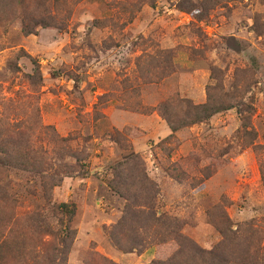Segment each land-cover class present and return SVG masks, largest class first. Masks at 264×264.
<instances>
[{"label": "rangeland", "instance_id": "1", "mask_svg": "<svg viewBox=\"0 0 264 264\" xmlns=\"http://www.w3.org/2000/svg\"><path fill=\"white\" fill-rule=\"evenodd\" d=\"M57 5L34 15L48 24L33 34L13 18L0 29V148L14 143L41 154L53 166L48 173L61 166L62 178L46 196L38 177L0 168L7 230L14 239V229L25 234L31 248L12 246L0 264L162 262L168 246L132 247L142 230L108 184L121 178L139 188L143 177L156 188L135 193L152 196L145 204L179 220L199 249L220 250L218 258L230 260L224 264H264V0ZM175 97L196 105L217 98L233 108L170 137L157 109ZM68 201L77 211L62 228L55 209ZM38 213L65 237L29 238L26 219ZM227 227L233 238L224 242ZM179 262L202 260L189 249Z\"/></svg>", "mask_w": 264, "mask_h": 264}, {"label": "trees", "instance_id": "2", "mask_svg": "<svg viewBox=\"0 0 264 264\" xmlns=\"http://www.w3.org/2000/svg\"><path fill=\"white\" fill-rule=\"evenodd\" d=\"M55 1L56 2H54V0H0V29L7 26L8 22L13 18L14 20L18 19L21 21L22 31L26 35L33 34L36 30L35 27H46L48 24V21H43V19L36 22V20H34V15L51 12L48 10V8L45 9V7L49 5L50 7L56 8L58 6L57 2H60V0ZM192 15L199 21L205 19L204 15L201 16V12H198L196 8L192 11ZM13 67L15 71H18L17 66ZM31 79L34 82L41 80V78H38V75H35V73L32 75ZM219 101H222V99L209 97L205 103L196 105L186 99L175 97L170 98L166 103L160 105L157 111L159 112V115L167 122L170 130L172 131V135L170 136L172 137L175 133L182 129L200 124H208L212 117H214L216 114L224 113L233 108V106L227 105L226 102ZM12 145H14V143L2 144L3 148H0V168L4 169L6 172L16 170L20 173H29L30 175L38 177L43 183L42 187L46 196H49V194H51L55 188L61 186L62 178L60 176L59 170L61 166L57 167L54 172L48 173L53 168V166L49 163H46L45 165L43 161L46 160H43V156L41 154H39V157L37 158L30 153L22 152L21 150L19 152L17 149H13L11 147ZM133 161L137 166H141L137 156L133 155L131 157L132 164ZM129 163L130 162H126V165ZM122 166L123 165L120 167ZM68 171L69 170H66L65 173H67L69 176L71 173ZM119 182L120 183L117 184L116 181L113 180L109 181L108 184L114 191H116L120 196H122V198L126 200L127 214L131 215V217L135 219L138 224V230H142L139 232L143 237L137 236L135 239V244H133L132 247L144 248V246L150 243L155 247L168 246L170 249V256L163 259L162 262L155 264H181L179 262V258L184 256L189 249H191L193 252V258L202 260V262L198 264H210L207 259L211 260V264L212 261L219 264L221 259H223L221 264H224V262H230L229 259L226 261V255H224L221 259L218 258L220 256V250H215L208 253L202 249H199L194 242L183 237L181 233L183 226L179 220L168 218L164 214L158 216V214L154 212V209L150 208L148 204L149 202H146L145 204V201L152 200V196H146L142 198V196L135 193V191L142 192L148 186H152L151 188L155 189L156 184H151L150 186L147 178L145 177H143V180H141L139 188L136 187V182L134 186L130 181H128V179L125 180L120 178ZM3 190L4 187L0 185L1 194L3 193ZM157 198L158 194L155 196L154 200ZM56 207L57 209H54L57 210V212L63 217L62 220H60V225L62 228L69 227V224L76 215V205L72 201H68ZM142 207H149L150 210L148 212L150 213L142 211ZM135 208H139L141 210H136ZM26 222L27 226L30 228L26 235L32 240L36 236H41L42 239L46 235L52 236L54 239L65 237L62 231L55 232L52 230V227L46 222V220L42 218L39 213L38 216L35 215V217L32 218L28 217ZM10 223L11 220L7 217V211L1 209L0 263H5L9 259V251L12 246L13 248H18L19 250H31V248L27 246V238L25 234L22 235L20 234V231L14 229L13 231L15 232V235H17L15 239L11 236L12 232L7 230L8 227L11 226ZM147 227H149L152 232H149ZM7 231L10 232L7 233ZM147 231L150 233L149 238L147 236ZM70 233L67 232V237H70ZM222 235L224 242L233 238L228 227L226 232H224ZM35 242L36 240L33 241V243ZM59 243L66 246V239H60ZM226 250H228V248H225L223 252ZM56 251L59 252V254L62 253L61 250ZM60 259L63 261L62 263H64L65 258L62 256ZM193 261H195V259H193Z\"/></svg>", "mask_w": 264, "mask_h": 264}]
</instances>
